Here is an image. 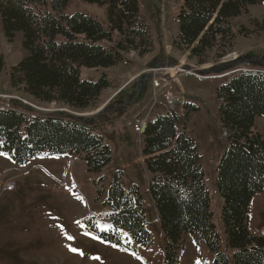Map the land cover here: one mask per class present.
I'll list each match as a JSON object with an SVG mask.
<instances>
[{"label": "trees", "instance_id": "1", "mask_svg": "<svg viewBox=\"0 0 264 264\" xmlns=\"http://www.w3.org/2000/svg\"><path fill=\"white\" fill-rule=\"evenodd\" d=\"M76 2L106 8L108 28L93 15L69 13ZM258 5L264 0H181L174 45L201 65L214 49L225 55L235 39L233 21ZM0 25L7 41L21 46L22 57L11 73L12 87L40 105L74 111L94 107L111 87L107 73L91 81L83 77L84 70L114 68L129 50L144 56L153 45L138 0H0ZM115 35L121 40L112 48L105 46ZM5 69L0 56V79ZM216 94L229 145L217 170L226 250L199 146L185 122L181 129V122L198 108L185 104L184 117L175 111L159 116L147 123L143 134L149 193L165 241L163 264H181L189 238L198 249L207 248L216 264H230L227 250L233 264H264V234L255 236L251 229L253 200L264 192V134L257 126L264 119V68L253 63L251 70L220 85ZM0 154L18 166L41 156L80 157L94 176L103 174L113 161L102 132L86 122L60 112L28 115L3 107ZM142 199L139 187L125 188L123 172L117 171L103 202L113 211L112 228L103 231L91 220L83 223L101 242L138 258L133 244L151 248L153 243Z\"/></svg>", "mask_w": 264, "mask_h": 264}, {"label": "rangeland", "instance_id": "2", "mask_svg": "<svg viewBox=\"0 0 264 264\" xmlns=\"http://www.w3.org/2000/svg\"><path fill=\"white\" fill-rule=\"evenodd\" d=\"M138 1L141 21L153 45L144 56L129 50L114 68L84 70L83 77L87 80L96 81L102 73H107L111 82L97 104L85 111L40 105L12 87L11 73L22 57L21 46L18 41H7L0 25V56L6 63L0 79V107L28 115L60 112L86 122L102 132L113 154L112 163L100 176L90 174L80 157L41 156L18 166L0 154V264H163L165 241L149 193L151 176L142 155L141 126L170 111L184 117L185 104L198 108L181 122V129L185 122L187 133L199 146L215 222L225 244L221 220L223 199L217 189V170L229 145L221 126V102L216 93L220 84L248 72L253 63L264 68V5L253 7L235 19L232 23L235 39L226 54L222 55V49H214L208 53L207 63L201 65L188 51H180L174 45L181 0ZM68 12L93 15L108 28L106 8L76 2ZM120 40L115 35L112 44L104 45L112 48ZM176 68L186 73L176 72ZM117 171L123 172L124 187L138 186L143 198L153 243L151 248L133 244L138 258L101 242L83 223L91 220L103 231L112 228L109 217L113 211L103 202ZM99 189L105 193L100 199ZM253 204L251 229L255 236H261L264 234V192ZM65 233L74 240L69 241ZM68 245L82 250L83 255L70 251ZM202 249L206 251L196 255L189 264L197 261L216 264L214 255L207 248ZM228 255L233 264L232 253Z\"/></svg>", "mask_w": 264, "mask_h": 264}, {"label": "crops", "instance_id": "3", "mask_svg": "<svg viewBox=\"0 0 264 264\" xmlns=\"http://www.w3.org/2000/svg\"><path fill=\"white\" fill-rule=\"evenodd\" d=\"M256 7V6H255ZM253 8V7H252ZM221 85V84H220ZM123 88V87H122ZM112 100L109 101V103H111ZM164 114H161L160 116H162ZM257 126H258V129L259 131L264 134V119L263 118H260L257 122ZM142 127V126H141ZM257 197V196H256ZM255 197V198H256ZM254 198V199H255ZM254 201V200H253ZM254 207V204L252 205V209ZM252 212V211H251ZM225 248V244L223 246ZM206 250L204 249H198L193 240H191L190 238L187 240L186 242V245H185V249L183 251V254H182V258H181V264H189L191 262V260L193 258L196 257V255H198L200 252H205ZM229 253H232L231 251H228V254Z\"/></svg>", "mask_w": 264, "mask_h": 264}, {"label": "snow or ice", "instance_id": "4", "mask_svg": "<svg viewBox=\"0 0 264 264\" xmlns=\"http://www.w3.org/2000/svg\"><path fill=\"white\" fill-rule=\"evenodd\" d=\"M78 198H79V197H78ZM65 235H66V238H67L69 241H73V240H74V237H72L71 235H67V233H65ZM129 242H130V241H129ZM114 246H115V245H114ZM68 247H69V250H70V251H72V252H74V253L79 252L81 255H83L82 250H78V249H76V248H74V247H71V245H68ZM196 264H203V262H201V261H197Z\"/></svg>", "mask_w": 264, "mask_h": 264}, {"label": "built area", "instance_id": "5", "mask_svg": "<svg viewBox=\"0 0 264 264\" xmlns=\"http://www.w3.org/2000/svg\"><path fill=\"white\" fill-rule=\"evenodd\" d=\"M176 72H183V73H186V71L185 70H183V69H181V68H176V69H174ZM155 72H156V70H154ZM164 71H166V72H169V71H172L171 69H164ZM156 83V87H159V83H158V81H156L155 82ZM158 83V84H157ZM5 109V108H4Z\"/></svg>", "mask_w": 264, "mask_h": 264}, {"label": "water", "instance_id": "6", "mask_svg": "<svg viewBox=\"0 0 264 264\" xmlns=\"http://www.w3.org/2000/svg\"><path fill=\"white\" fill-rule=\"evenodd\" d=\"M146 126H147V124H143L142 129H141V133H142V134H144V132H145V130H146Z\"/></svg>", "mask_w": 264, "mask_h": 264}]
</instances>
